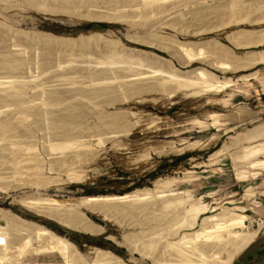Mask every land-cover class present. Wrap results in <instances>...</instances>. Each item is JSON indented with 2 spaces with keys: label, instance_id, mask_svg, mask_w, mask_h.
Returning <instances> with one entry per match:
<instances>
[{
  "label": "bare ground",
  "instance_id": "obj_1",
  "mask_svg": "<svg viewBox=\"0 0 264 264\" xmlns=\"http://www.w3.org/2000/svg\"><path fill=\"white\" fill-rule=\"evenodd\" d=\"M0 1L11 5L9 0ZM22 1L28 5L35 2L32 5L41 9L55 12L61 10L66 14L72 10L75 14L78 9L81 11L83 8L88 14L86 16L91 19L96 10L99 13H97L98 18L119 20L129 30L142 29L153 33L156 26L158 27L164 22L171 24V29L179 25H182L184 29V26H187L184 22H198L197 19H200L198 15H202L201 18L205 20H218L222 13L228 11L231 3L238 0L226 2L228 6L224 5V7L228 8L221 7L222 2L221 5L219 4L220 6H217L218 9L216 8L217 3L215 4L216 0ZM257 3H259L258 0L255 5ZM261 5H257L258 10L263 9L264 6ZM182 10H190V14L187 13V16L184 17L185 13L182 15ZM232 19L230 18V21ZM119 21L118 23H120ZM195 22L194 24H196ZM206 22L208 23V21ZM191 26L188 25L189 32H193L192 34L201 28L191 31V28H194L193 25ZM189 28L187 29L189 30ZM15 29L0 21V182H4L0 188L5 189V191L14 190L20 191V193L22 191L21 196H17L21 207L37 216L51 219L59 226L62 225L63 228L78 234L94 235L106 231V227L82 218L84 214L81 209L95 213L108 222L118 221L119 217H122L123 220L120 218V222H117L124 229L123 238L122 236L120 238L127 240L125 243L127 242L131 255L138 252L142 256H147L152 262L151 264H233L235 258L247 249L264 230V221H260L258 229L252 232L249 225L251 218L245 207L223 206V210L216 213L217 209L211 210V207L202 201L203 198L196 199L189 190L168 191L169 193H167L165 190H168L173 183L180 181L179 178H158L153 182V187L138 188L121 196L80 197L73 203L74 206L70 203L64 205L57 203L51 198L52 195L43 198V193L36 195L33 192L29 195L28 191L23 192V190L39 192V190L48 191L53 187L56 188L62 182V179L57 176L62 173L67 174L69 181L83 179L86 175L84 167L87 164L103 163V160L106 159L103 157L106 154L100 155V151L92 143L80 141L83 137L98 136V133L108 135L105 136L108 140L115 141L118 139L115 141L116 148L119 150L116 158L126 163L130 168L135 166L134 164L139 162L138 160L141 158L142 161H148L144 167L149 165L153 154L167 156L180 151L193 150L196 147L202 148L207 144L200 140L194 142L180 141L179 144L163 142L153 145L147 139L150 129L149 124H147L149 123V116L137 115L131 111L132 107L135 108L152 100L155 102V97L152 100L149 99L153 94L154 96L160 94L162 96L163 94L164 97L172 98L176 95H171L177 94V91H181L179 95L183 94V101L184 98L191 99L194 97L196 99L194 104L197 107L212 105L215 102L218 103L217 99H214L216 94L227 91L235 85H240L238 82L264 78V70L259 69L243 74L235 80L231 77H219L203 67L183 71L174 65V67L166 69L168 67L165 68L164 63L169 61L156 52L128 48L121 49V52L116 48L117 46L120 47V44L113 45L116 42L111 45L117 50H110V48L107 49L108 44L106 48L105 40L104 43L102 40L90 42L91 39L99 37L97 34H89L90 36L81 34L76 38H64L65 36L57 37L53 34H51L52 36L30 32L29 34L21 32V29L20 31ZM179 29L182 28L178 27L176 31ZM173 30L175 29L173 28ZM244 33L246 35L248 31ZM214 40H211V43L215 42L213 45L217 46L218 44L222 50L221 52L217 50V52L229 53V56L233 54L232 56L235 55L236 58L239 56L226 45ZM106 42L108 43V41ZM144 42L151 44L160 51L170 50L168 49L170 44L163 45V42H151L150 40ZM204 42L202 41L203 44L201 45H204ZM207 42L205 43L207 44ZM186 44L190 45L188 42ZM188 45L186 46L188 47ZM191 45L193 46V43ZM197 45L200 46V44ZM179 46L183 47L185 44L182 43ZM186 46L185 48H187ZM201 47L203 48V46ZM36 51L39 57L37 62L40 65V67H36L37 69L40 68L38 75L32 74V71L29 74L30 71L28 70V64L37 58L34 56L35 59H32L30 54L32 52L35 55ZM254 53L253 51H246L241 58L238 57L240 60L231 56L236 61V63L234 61L235 65L237 64V69H234L245 70L260 64L257 57L258 55L261 57L263 51L256 55L257 62ZM26 54H29V61L31 60V62H27ZM94 55L102 57L104 62L92 60L95 58ZM231 57L230 59H232ZM261 60L264 62V58H260ZM187 63L186 65H188ZM181 96L179 97L181 98ZM203 97L205 101L202 103ZM221 100L223 101V99ZM220 116V113L209 112L207 119L186 120L188 122L186 125H193L195 128L198 126L201 130L215 127L219 131L225 125ZM39 129L42 132L44 130L41 135L45 139L49 138L47 143L41 136V139H44L43 142L47 143L44 147L45 151L43 150L42 153L34 152V145L30 144L32 141L35 142L34 139L38 136L36 133ZM231 129L226 128L225 130ZM37 139L39 138L37 137ZM263 139L264 125L240 132L236 139L233 138L235 142L233 140L225 142L219 150L210 155L208 161L211 162L221 153L223 155L222 151L226 153V150H230L231 146L234 148L244 144L239 147L238 153H232L236 162L235 165L241 169L237 175L240 181H245L248 176L258 178L264 171ZM248 163L250 164L249 168H243ZM207 164L198 163L197 166ZM46 165L49 166L52 174H57L56 177H45L44 168ZM250 168L254 171L251 172ZM185 171V178L182 181L197 179L194 171ZM6 181L9 184H6L8 183ZM260 193L257 191V187L250 186L245 190L243 196L246 200H253L252 203L259 208L263 205L258 196ZM44 195L46 197V194ZM116 216H119L118 219ZM2 222L5 226H2ZM36 253L38 257L57 253L61 261L25 262L29 256ZM131 259L134 260V257ZM0 264L130 263L114 252L97 247H87L86 253L82 254L75 243L56 234L46 226L33 220L24 219L10 210L0 208Z\"/></svg>",
  "mask_w": 264,
  "mask_h": 264
},
{
  "label": "rangeland",
  "instance_id": "obj_2",
  "mask_svg": "<svg viewBox=\"0 0 264 264\" xmlns=\"http://www.w3.org/2000/svg\"><path fill=\"white\" fill-rule=\"evenodd\" d=\"M9 1L8 2L11 5H7V2L5 4V2L3 3L0 1V21L6 26L8 27L10 26L12 29L16 28L15 30H19V31L21 29L22 30L21 32H24V33L30 32L33 34L36 33V34H44V35H50V36H52L51 34H53V36H57V37L65 36L64 38L66 37L76 38L77 36L81 34H85L88 36L92 34H97L100 37V38L98 37L99 40H97L98 38L91 39L92 41L90 40V42L92 43L95 42L93 40L100 42L102 40V42L104 43V40H105V44L106 45L108 44L109 47L108 45L107 46L105 44L103 45L106 46V48L108 47L107 49L109 48L110 50L118 49L121 52L125 48L154 51L157 54H159L161 57L165 58V60L169 61V62L165 61L166 62L164 63L165 65L163 64L165 68L168 67L166 69L174 67V65L178 69L183 70V71L191 70L197 67H203L205 69H208L214 72L216 75L222 78L231 77L232 79L236 80L243 74H248V73L254 72L259 69L264 70V62L262 60L260 61V58H264L262 57L264 56L263 54L264 53V41H263L264 40V7L262 10L257 9L258 7L257 5L263 4L264 6V0H258L259 3H257L256 5L255 3L257 2V0H255V2L254 0L253 1L251 0L234 1L231 3V7L228 9V11L222 13L219 16L218 20L216 19L214 21H212L213 19L205 20L204 18L203 19L201 18L202 15L201 16L198 15L200 19H197V20L199 21L198 22L194 21L198 25L194 24L193 21L189 23L184 22V24H187V26H184V29H183L182 25H179V26L175 25V26H178L179 28H182L176 31L178 27H173L175 29L173 30V28L171 29V26H172L171 24L169 25V23L166 24V22H164L165 25L167 26L163 25L164 23L163 24L161 23L159 25L161 27L156 26V29L154 30L155 32L153 31V33L143 31L142 29H136V30L130 29L129 30L126 27V25L119 20L118 21L120 23H118L117 20L115 21L113 19L98 18L97 15L99 13L96 12V10H95V13L93 12V17L91 19L86 16L87 13L86 11H84L83 8L81 11H79L78 9V11L75 12V14L73 13L74 12L73 10L70 11V13L68 12L66 14V12L64 13L61 10L60 12L58 10L57 12H55V11H50L48 9H45L46 11H50L47 13L43 8L41 9L38 6L36 7L32 5V4H35V2L32 3L31 5H28V3L26 4L22 0H18V1L9 0ZM228 1L229 0H226V1L216 0L215 1V4L217 3L216 8L220 3L222 4V2L223 4L222 5L220 4L221 7H224V5L228 6L227 4ZM16 2H18L19 4H17ZM13 4H17V5H13ZM224 8H228V7H224ZM92 11H94V9H92ZM185 11L186 10H182V15L184 13L186 14V15L184 14V17L187 16V13L190 14L189 13L190 10H187L188 12L187 11L185 12ZM230 18H233L234 21L233 19L230 21ZM259 19L260 20L263 19V20L260 21ZM203 20L205 22H202ZM206 21H208V23ZM91 23H94L95 27H92V28L84 27L85 25H88ZM227 23H230V24H227ZM98 24H104L107 26H99ZM188 25L190 27H192L191 25L194 26V28H191V31L192 29L195 30L197 28L198 29L200 27L201 28L199 29L198 32L197 31L195 32L197 34L195 33L192 34L193 32L191 33L189 32L190 28L188 27ZM199 25H202V26H199ZM187 28H189V30ZM240 30H243V31L245 30L244 32L248 31V33L244 35L245 33ZM180 32L182 33V35H180L181 34ZM230 33L234 35L232 36ZM134 37L136 40L134 39ZM147 39L150 40L151 42H154V41H157V42L159 41L158 43L163 42V45L170 44L169 45L170 47H168V49L170 50L166 52L160 51L159 49L155 48L151 44L144 42V41H148ZM210 39L212 41L215 39L214 41L226 45L227 47L230 48V50L232 49L233 51H235L236 54L239 55L238 56L239 58H241L242 54L246 51L255 52L254 53L255 58H256V55H258L260 52L262 53L263 51L262 54L260 53L261 57H259V55L257 57L259 58L258 62H260V64H257V66L255 67H249L248 69H245V70L238 69L239 70L238 71L236 70L237 69V64L235 65L236 61L233 60L234 58H232V57L236 58V56L235 55L232 56L233 54H230L232 56L231 57L229 56V53L228 54L220 53L222 51L221 47L219 46L220 49H217L219 48L218 44L217 46L213 45L215 42L212 44ZM109 40H111L110 43H109ZM206 40L207 41L209 40V41L207 42ZM78 41H81V40H78ZM106 41H108V43ZM202 41L207 42V44L204 42V45H201L203 44L201 43ZM113 42H116V44H113ZM187 42L190 45L193 43V46L186 44ZM117 43L118 45L120 44L122 48H120L121 46L120 47L117 46L116 47L117 49H116L113 46V45L116 46ZM182 43L183 45L185 44V46L188 45V47L186 46L187 48H185V46L183 47L179 46ZM194 43L200 44V46ZM208 43L212 45H209ZM201 46H203V48ZM186 49H187V52H186ZM217 50L220 52H217ZM228 52H231V51H228ZM256 52L258 53L256 54ZM27 53L30 54V52H27ZM36 53L37 51L35 52V55H33L32 52L30 54L32 55L31 56L32 59H35V57L38 58V60L36 58V60H32V62L31 60L29 61V58H30V56H28L29 54H26V57L28 58L27 62H31V64L30 63L28 64L29 65L28 70L30 71V72L28 71L29 74L31 73V71H32V74H35V75H38L37 73L40 74V71H38L40 70V68L39 69L36 68V67H40V65H38V62H37L39 61L38 53L37 54ZM94 56L95 58H92V60H94L95 62H100V61L104 62L103 61L104 59H102V57L97 56V55H94ZM230 57L232 59H230ZM238 57L236 59H239ZM257 58H256V62H257ZM186 62H188L187 63L188 65H186ZM182 64H185V65H182ZM238 83L240 85H235L227 89V91L219 92V94H216L214 96V99L215 100L217 99L218 103L214 101L215 103H213L212 105L209 104L206 106L203 105L202 107H197L196 104H194L196 100L194 97H192L191 99L184 98V101H183V98H182L183 94L181 93L182 95L181 96L179 95L180 94L179 92L181 91H177L176 92L177 94H172L171 96L176 95L177 97L181 96V98L180 97L177 98L176 96H173L172 98L166 97V96L164 97L163 94L162 96H160L161 95L160 93H159L160 95L158 96L156 95L154 96L153 94L149 99L152 100L155 97L156 98V99L154 98L155 102H153L152 100L151 102L139 105L135 108L132 107L131 111L135 112L137 115L145 114L149 116V121H148L149 123L147 124H149L150 129L148 130L149 132H148L147 139L150 140L153 143V145L162 144L163 142L164 143L166 142L174 143L175 142L174 144H179L180 141L194 142L196 140H200V141L205 142V144H207L203 146L202 148L196 147V149L194 148L193 150L190 149L191 151L190 150L180 151V152L175 153L174 155L171 154L167 156L153 154L152 160L149 161L150 164L147 165L148 167L147 166L144 167L145 163H147L148 161L147 160H145L146 162L144 160L142 161V158H141V160L140 159L138 160L139 162H136V164H134L135 166H132L130 168V166H128L126 163L116 158L118 157L117 155L119 153V150L116 148L117 144L115 143V141L118 139H115V141L110 140V139L108 140L106 138L108 135L103 134V133H98L99 134L98 136L95 135V137H88V138L83 137V139L82 138L81 139L84 141L82 140L80 141L86 142V143H92L94 147L100 151V155L106 154L105 156H103V157H106V159H104L106 162L103 160V163L97 162L98 163L97 164L96 162L95 163L93 162L92 164H89V165L87 164L86 167L88 166L90 167L88 168L84 167L86 171L85 177L83 179L74 180V181L73 180L69 181L66 173H62L58 176L57 174L56 175L52 174V172L49 170V166L46 165L44 168L45 177H50V176H55V177L57 176L58 178L60 177V179H62V182L60 183V185L56 186V188L53 187L49 189L48 191L39 190V192L37 191L35 192V191H31L27 189V190H23V192L28 191L27 193L29 195L33 192L36 193V195H38V193L40 194L43 193L42 194L43 198H48V196L52 195L51 198L55 202L60 203L62 205L70 203V205L74 206L73 203H75L76 199L80 197L99 196V195L121 196V195L129 194L137 190L138 188L142 189L145 187H153L152 185L153 182L157 180L158 178L174 177V178H179L180 181L173 183L168 190H165L167 191V193H169L168 191L179 192V191L189 190L191 191V193L196 199L203 198L202 201L205 202V204H207L209 207H211L210 208L211 210L217 209V211H215L216 213L221 212L223 210V206L224 207H235V206L245 207L247 209V214L251 218L250 224H249L250 229L252 232H254L256 229H258L257 227L259 226L260 221H264V194H261L264 192V171H262L263 174L260 175L258 178H254L253 176H248L245 181L243 180L240 181L237 174H238V171L241 169L235 165L236 162L234 160V157L232 156H234L233 154H236V152L238 153L239 147H241L244 144H241V146L239 145L238 147L235 146L234 148H232L233 146H231L229 148L230 150H226V153L222 151L223 155L220 152L221 153L220 156L217 155V157L213 158L211 162L208 161L211 154L219 150L225 142H229V140L232 141L233 138L236 139L238 136V133L243 132V131H248L260 125H264V87H263L264 78L252 79L250 81H243V82L241 81ZM242 90L243 92H241ZM167 98H170V99H167ZM203 98L201 99L202 103L203 101H205V98L204 99ZM229 98L230 100H227ZM221 99H223V101ZM170 103L172 104L170 105ZM208 111L220 113L221 115L220 119L225 124L221 128V130L217 131L215 127L214 128L209 127L208 130L207 129L201 130L198 126H196L195 128L193 125H192L193 127L191 125H186L188 124L187 121L194 120L195 118L198 120L207 119V114L209 113ZM166 124L168 125V127ZM226 128H232V129L226 131L225 130ZM43 132L39 129L36 133V135L38 136H36V138L34 139L35 142L34 141L30 142V144L34 145L33 146V148H35V150H33L34 152L38 151L39 153H42L43 150L45 149L44 147H46V144L49 142L47 141L49 140V138L45 139L44 136L41 135V133L43 134ZM41 136L46 140L47 143L43 142L44 139H41ZM37 137L41 140L37 139ZM233 141L235 142V140ZM101 142L102 144H100ZM263 142H264V139H263ZM99 146L101 150L99 149ZM198 163H206V164L208 163V164L203 165V166H197ZM249 166L250 164L248 163L243 168L248 169ZM76 169L78 170V167ZM185 170L194 171L195 172L194 175L195 177L197 176V179L193 181H189V180L182 181L185 178V172H186ZM249 170L251 172L254 171L251 168ZM3 183L4 182L2 183L0 182V185H4ZM6 184H9V182ZM250 186L257 187V191L261 192L260 193L261 195L259 194L258 196L261 198L260 200H262V204H263L262 207H259V208L256 207L252 203L253 200L251 201L246 200V198L243 196L245 194V190ZM21 193L20 191H14V190L5 191V189L0 188V208L5 209V210H10L24 219L33 220L42 225H44L43 221H48L50 223L52 222V223L57 224L55 221L51 219H48L46 217H42L39 215L37 216L36 214L21 207L18 202L19 198L17 197V196H21ZM44 194H46V197ZM81 212L84 214L82 218H84L85 220L89 219L94 224H98L103 227H106L105 232H102V233L98 232V233H95L94 235H86V234L79 232L80 233L79 235H81L82 237H86V239H93V242L91 243H86V241L84 240H80L78 241V243H75L70 238L68 239L76 244V246L79 248V251L82 254L86 253L87 247H97V248H101L104 250H109L111 252H114L116 255L122 257L125 261H128V263L130 264H151L152 263L150 262L149 257L147 258V256H142L138 252H135V254L133 255L130 254L128 250L127 242L125 243V241L127 240L122 239L124 229H122V227L120 226V223L119 224L117 223L118 221L120 222V220H123L122 217L116 216V219H118V217L119 219L120 218L121 219L120 220L118 219V221L108 222L95 213L87 212V211H84L83 209H81ZM25 215L36 217L38 218V220L25 217ZM2 226H5L3 222H2ZM55 233L58 234L57 232ZM58 235L65 238L63 234L62 235L58 234ZM121 236L122 238H120ZM116 241L118 242V244L120 243L121 245L120 244L118 245ZM262 249L264 250V230H262V232L259 234L257 239L247 249H245L240 255H238L235 258L233 264H245V262H243V260L245 259H253L252 261H250L251 264H264V257H262L258 261L257 260L254 261L255 258L254 257L252 258V256H254L255 254H258L259 251ZM132 257H134V260L131 259ZM38 260L40 261L42 260L61 261L57 253H52L50 255L40 256V257H38L36 253L34 255L29 256L25 262L37 263Z\"/></svg>",
  "mask_w": 264,
  "mask_h": 264
},
{
  "label": "trees",
  "instance_id": "obj_3",
  "mask_svg": "<svg viewBox=\"0 0 264 264\" xmlns=\"http://www.w3.org/2000/svg\"><path fill=\"white\" fill-rule=\"evenodd\" d=\"M99 26H107V25H104V24H98ZM85 28H92V27H95V24L94 23H91V24H88V25H85L84 26ZM25 217H29L31 219H34V220H38V218L36 217H31V216H28V215H25ZM43 224L44 226L50 228L51 230L57 232L58 234H63L64 236L66 234L69 235V238L74 241L75 243H78V241L80 240H84L86 241V243H91L93 242V239H86V237H82L81 235H79L78 233H75V232H72V231H68L66 229H64L63 227L55 224V223H50L48 221H43ZM255 258L254 261H258L260 260L262 257H264V250H260L258 254H255L254 256H252V258ZM253 259H245L243 260V262H245V264H251L250 261H252Z\"/></svg>",
  "mask_w": 264,
  "mask_h": 264
},
{
  "label": "water",
  "instance_id": "obj_4",
  "mask_svg": "<svg viewBox=\"0 0 264 264\" xmlns=\"http://www.w3.org/2000/svg\"><path fill=\"white\" fill-rule=\"evenodd\" d=\"M66 230H69V229H66ZM69 231H72V230H69ZM72 232H75V231H72ZM65 238L69 239V235L66 234V235H65Z\"/></svg>",
  "mask_w": 264,
  "mask_h": 264
}]
</instances>
